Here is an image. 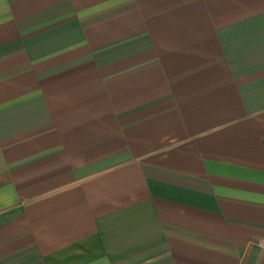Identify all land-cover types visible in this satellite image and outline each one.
Wrapping results in <instances>:
<instances>
[{
  "label": "crops",
  "instance_id": "obj_1",
  "mask_svg": "<svg viewBox=\"0 0 264 264\" xmlns=\"http://www.w3.org/2000/svg\"><path fill=\"white\" fill-rule=\"evenodd\" d=\"M0 264H264V0H0Z\"/></svg>",
  "mask_w": 264,
  "mask_h": 264
}]
</instances>
